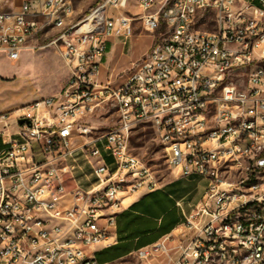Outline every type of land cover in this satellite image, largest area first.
<instances>
[{"label": "built area", "instance_id": "obj_1", "mask_svg": "<svg viewBox=\"0 0 264 264\" xmlns=\"http://www.w3.org/2000/svg\"><path fill=\"white\" fill-rule=\"evenodd\" d=\"M0 0V54L38 37L69 73L61 92L0 113V264H101L117 216L158 182L131 146L153 129L172 171L209 180L185 224L136 252L144 264H264V0ZM139 9L140 12H136ZM207 13L214 29L202 30ZM161 36L123 81L104 61L133 23ZM163 28V30H162ZM112 104L102 134L89 122ZM24 120L23 123L21 121Z\"/></svg>", "mask_w": 264, "mask_h": 264}, {"label": "rangeland", "instance_id": "obj_2", "mask_svg": "<svg viewBox=\"0 0 264 264\" xmlns=\"http://www.w3.org/2000/svg\"><path fill=\"white\" fill-rule=\"evenodd\" d=\"M20 1L8 0L6 9L17 6ZM100 2L101 0H73L74 21L86 17ZM136 12L140 10L136 9ZM204 18L208 23L200 25V28L214 29L213 14L207 13ZM57 34L58 30H49L40 35L36 41V50L26 49L16 62H10L0 55V75L10 76L13 80L3 82V87L0 88V106L18 102L23 104L36 96L48 97L61 92L68 81L69 73L54 48L49 45ZM160 37L158 32L150 33L145 30L141 21H135L133 34L127 43L114 47L109 67L104 70V77L112 72L118 77V81H123L133 63L141 59ZM117 119L116 108L112 104H107L98 109L89 122L98 129L99 134H102L109 130ZM131 146L134 154L147 165L158 183L171 177L172 170L167 162L165 147L151 127H137L132 136ZM132 262L144 264L137 257H134Z\"/></svg>", "mask_w": 264, "mask_h": 264}, {"label": "crops", "instance_id": "obj_3", "mask_svg": "<svg viewBox=\"0 0 264 264\" xmlns=\"http://www.w3.org/2000/svg\"><path fill=\"white\" fill-rule=\"evenodd\" d=\"M109 44L104 70L109 67L114 47L125 45L118 38L112 39ZM5 81L13 80L10 76L0 75V88ZM44 97L36 96L23 104H3L0 106V113ZM208 185L209 180L200 175L182 176L180 172L172 171L170 178L159 183L154 190L141 192L124 207L117 216L113 245L97 247L90 253L101 264H134L132 260L139 249L157 242L185 224L186 217L202 201Z\"/></svg>", "mask_w": 264, "mask_h": 264}, {"label": "water", "instance_id": "obj_4", "mask_svg": "<svg viewBox=\"0 0 264 264\" xmlns=\"http://www.w3.org/2000/svg\"><path fill=\"white\" fill-rule=\"evenodd\" d=\"M23 122H24V120L21 121V123H23Z\"/></svg>", "mask_w": 264, "mask_h": 264}]
</instances>
